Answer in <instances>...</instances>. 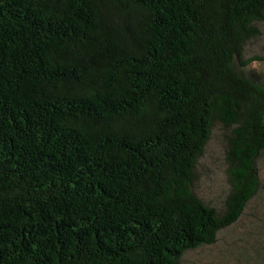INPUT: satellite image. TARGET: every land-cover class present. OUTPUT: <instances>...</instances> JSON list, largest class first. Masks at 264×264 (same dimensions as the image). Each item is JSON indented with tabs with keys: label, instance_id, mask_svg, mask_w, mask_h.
I'll list each match as a JSON object with an SVG mask.
<instances>
[{
	"label": "trees",
	"instance_id": "trees-1",
	"mask_svg": "<svg viewBox=\"0 0 264 264\" xmlns=\"http://www.w3.org/2000/svg\"><path fill=\"white\" fill-rule=\"evenodd\" d=\"M264 0H0V264H181L264 192ZM222 127L218 210L196 168Z\"/></svg>",
	"mask_w": 264,
	"mask_h": 264
},
{
	"label": "rangeland",
	"instance_id": "rangeland-1",
	"mask_svg": "<svg viewBox=\"0 0 264 264\" xmlns=\"http://www.w3.org/2000/svg\"><path fill=\"white\" fill-rule=\"evenodd\" d=\"M254 25L258 35L245 44L246 64L241 68L254 81L264 84V21ZM259 167L264 177V155ZM224 170L222 127L217 126L197 165L195 189L220 211L228 188ZM181 264H264V192L252 199L235 224L218 233L215 244L188 251Z\"/></svg>",
	"mask_w": 264,
	"mask_h": 264
}]
</instances>
